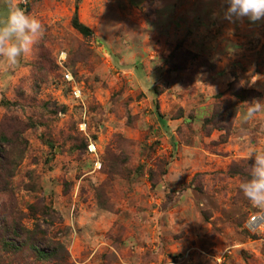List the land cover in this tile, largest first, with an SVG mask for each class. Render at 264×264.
Here are the masks:
<instances>
[{"label":"rangeland","instance_id":"374dc122","mask_svg":"<svg viewBox=\"0 0 264 264\" xmlns=\"http://www.w3.org/2000/svg\"><path fill=\"white\" fill-rule=\"evenodd\" d=\"M15 3L44 26L16 69L0 66L23 223L56 233L71 264H264V232L247 229L264 210L239 187L264 151V111L246 119L264 101V20L229 22L222 0H81L86 38L76 0ZM8 14L0 0V23ZM36 203L53 219L33 217Z\"/></svg>","mask_w":264,"mask_h":264},{"label":"trees","instance_id":"16d2710c","mask_svg":"<svg viewBox=\"0 0 264 264\" xmlns=\"http://www.w3.org/2000/svg\"><path fill=\"white\" fill-rule=\"evenodd\" d=\"M76 1L72 25L84 37H91L93 31L79 18L81 0ZM147 1L151 6L155 2V0ZM235 97L241 102L249 98L242 92L236 93ZM237 112L238 107L231 103L229 106L226 105L223 112L217 113L216 118L220 123L231 122ZM8 143H11L8 137H0V264H71L67 245L56 233L49 228H44V225L40 223H35L33 228L23 223L27 214L19 208L15 190L12 187L18 162L4 148L3 145ZM28 210L33 217L40 215L53 219L54 211L49 204L28 205Z\"/></svg>","mask_w":264,"mask_h":264},{"label":"clouds","instance_id":"9594fccd","mask_svg":"<svg viewBox=\"0 0 264 264\" xmlns=\"http://www.w3.org/2000/svg\"><path fill=\"white\" fill-rule=\"evenodd\" d=\"M223 17L229 22L247 19L250 23L264 20V0H222ZM9 14L0 23V66L5 71L16 69L21 59L32 53L44 35L41 21L17 6L15 0H7ZM246 119H252L264 111V101L248 103ZM250 159L249 179L241 182L240 191L256 208L264 210V151H255Z\"/></svg>","mask_w":264,"mask_h":264},{"label":"built area","instance_id":"2783aa9c","mask_svg":"<svg viewBox=\"0 0 264 264\" xmlns=\"http://www.w3.org/2000/svg\"><path fill=\"white\" fill-rule=\"evenodd\" d=\"M60 69L63 80L69 85L72 89V94L75 98L81 99L83 96L82 89L76 81L74 75L66 68V55L63 54L60 57ZM90 152H96V148L90 147ZM247 229L250 233H256L258 231L264 232V211L262 213L251 216ZM230 255L233 254L232 251L229 252Z\"/></svg>","mask_w":264,"mask_h":264}]
</instances>
